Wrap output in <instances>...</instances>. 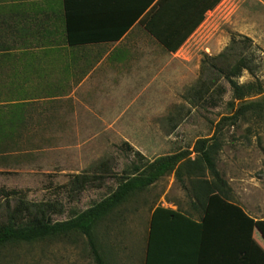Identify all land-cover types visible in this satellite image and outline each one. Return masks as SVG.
Returning <instances> with one entry per match:
<instances>
[{
  "label": "rangeland",
  "instance_id": "374dc122",
  "mask_svg": "<svg viewBox=\"0 0 264 264\" xmlns=\"http://www.w3.org/2000/svg\"><path fill=\"white\" fill-rule=\"evenodd\" d=\"M231 45L234 59L226 60L222 54ZM181 57L185 66L182 75L176 71L174 87H164L154 100L132 96L126 109L110 119L105 117L107 123L96 121L90 134L79 136L80 140L64 136L67 140L61 142H36L25 135L22 142L1 141L0 216L6 206L1 192L17 191L29 202L60 204L64 214L53 219L66 221L118 186L117 178L103 175L84 190L72 192L74 176L99 175L104 172L98 169L102 163L122 175L135 160L132 151L154 160L193 150L198 139L216 135L221 142L217 168L233 190L234 204L264 225V115L229 120L234 115L232 106L236 108L238 102L220 71L243 59L249 70L239 77V84L260 82L264 90V0H223L205 17ZM199 79L211 84L210 92L201 101L190 103L185 97ZM188 196L174 175H168L116 208L94 234L106 263L144 264L154 210L190 212ZM15 203L11 200L13 206ZM89 249L86 237L70 234L1 248L0 264H96ZM255 249L264 252V234H256ZM252 264H264V259Z\"/></svg>",
  "mask_w": 264,
  "mask_h": 264
},
{
  "label": "crops",
  "instance_id": "0c3cea01",
  "mask_svg": "<svg viewBox=\"0 0 264 264\" xmlns=\"http://www.w3.org/2000/svg\"><path fill=\"white\" fill-rule=\"evenodd\" d=\"M150 10L136 18L138 0H0V141L80 140L132 96L174 87L204 22L173 53L140 23Z\"/></svg>",
  "mask_w": 264,
  "mask_h": 264
},
{
  "label": "trees",
  "instance_id": "16d2710c",
  "mask_svg": "<svg viewBox=\"0 0 264 264\" xmlns=\"http://www.w3.org/2000/svg\"><path fill=\"white\" fill-rule=\"evenodd\" d=\"M138 1L139 13L136 18L151 7L140 23L173 53L178 52L204 22L205 14L213 11L222 2ZM66 5L69 8V1ZM197 17L199 19L196 22ZM191 22H194L193 26H190ZM235 43L236 40L232 39V44ZM232 51L233 45L222 54V58L234 59L230 54ZM248 70L249 67L243 59L220 69L231 86L234 100L238 102L236 108L235 105L232 106L234 115L229 120L231 118L237 121L249 114L260 117L264 115L262 84H239V77ZM210 85L199 79L185 99L190 103L201 101L210 92ZM253 97L260 98L250 101ZM217 138L216 135L200 138L195 142L193 150L180 151L154 160L132 151L135 160L122 175H116L111 167L102 163L98 169L104 172H99V175L74 176L70 181L72 192L84 190L89 183L102 179L103 175L117 178L118 186L103 200L85 211L74 212L66 221L53 219L64 214L63 207L56 202H29L17 191H2L6 206L3 208L4 214L0 216V250L11 245H31L77 234L87 238L94 262L107 264L94 237L98 224L136 193L152 187L165 176L174 175L178 184L191 198L190 212L179 209L172 211L162 207L154 210L150 222L146 264L259 263L264 259V252L262 249H255V240L256 234H264V225L257 224L255 219L234 204L233 190L217 168L216 156L221 147ZM193 154L195 158H192ZM11 200H15L14 206Z\"/></svg>",
  "mask_w": 264,
  "mask_h": 264
}]
</instances>
